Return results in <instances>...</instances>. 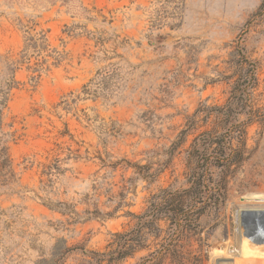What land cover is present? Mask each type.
I'll return each instance as SVG.
<instances>
[{
  "label": "rangeland",
  "instance_id": "1",
  "mask_svg": "<svg viewBox=\"0 0 264 264\" xmlns=\"http://www.w3.org/2000/svg\"><path fill=\"white\" fill-rule=\"evenodd\" d=\"M261 1L0 0V54L26 57L4 110L14 178L0 182V264H86L80 249L106 250L111 233L132 226L125 212H142L160 188L185 187V152L219 123L206 114L227 103L242 74L238 50L257 64L237 118L245 134L233 132L244 160L232 167L224 206L178 237L181 262L168 254L161 264H264L240 256L264 251V17L245 27ZM41 31L48 49L22 52ZM169 157L152 181L127 165L155 172ZM55 158L61 172L42 174ZM63 247L73 249L57 261Z\"/></svg>",
  "mask_w": 264,
  "mask_h": 264
},
{
  "label": "trees",
  "instance_id": "2",
  "mask_svg": "<svg viewBox=\"0 0 264 264\" xmlns=\"http://www.w3.org/2000/svg\"><path fill=\"white\" fill-rule=\"evenodd\" d=\"M263 17L264 0L247 20L245 27H249L254 20L263 19ZM27 41L22 52H25L28 47L33 48L36 52L48 49L46 33L43 31L37 37L27 38ZM238 54L242 74L232 83L227 103L222 107L212 108L206 114L208 117L211 112L216 113L219 123L212 129L196 134L185 152L184 158L188 170L185 187H175L171 184L160 188L148 198L147 205L142 212H125V216L132 219V226L128 230L111 233L112 240L106 250L80 249L86 264H123L141 251H147V253L139 257L140 261L135 264H150L151 262L161 264L168 254L176 259L179 258L178 262L180 263L183 245H179L178 237L185 232H198L203 217L219 211L224 206L227 198L228 179L233 172L232 167L244 160L241 148L233 146V132L241 133V136H244L245 128L242 127V123L239 125L237 118L248 106L250 91L257 84L256 62L247 58L240 50H238ZM25 59L24 54H21V60H10L8 54H0V182L2 184H8L14 178L11 161L4 144L6 138L11 137L13 133L3 132V128L6 126L4 110L7 108L11 90L18 88L20 84L15 73L18 65ZM60 61V57H55L53 64L57 65ZM44 63L43 59L41 64L36 65L41 66ZM37 70L33 69L34 72ZM37 77L33 76L32 78L37 79ZM245 113L248 117L251 116V109ZM192 129V127H188L179 132L177 140L169 148L171 160L174 153H177L179 147L186 142ZM169 159L170 157L155 172H151L148 165L129 162L127 165L134 168V173L139 178L152 181L157 175L156 172L168 165ZM58 162L59 160L55 158L53 163L44 165L42 174H51L53 169L60 173ZM44 205L50 209L58 210L63 215L76 212L70 211V208L61 202H44ZM162 221L167 223L166 229L160 226ZM155 244L157 247L151 251V246ZM63 248L64 250L57 251L56 249L55 251V255L58 257L57 261H60L73 249Z\"/></svg>",
  "mask_w": 264,
  "mask_h": 264
},
{
  "label": "bare ground",
  "instance_id": "3",
  "mask_svg": "<svg viewBox=\"0 0 264 264\" xmlns=\"http://www.w3.org/2000/svg\"><path fill=\"white\" fill-rule=\"evenodd\" d=\"M256 197H259V196H255ZM264 211V210H263ZM245 213V212H244ZM262 234H263V238H264V231H262ZM250 251V250H249ZM249 253V254H247ZM241 254V255H240ZM239 255L242 256V257H247L246 259H251L253 257H257V256H260L262 258H264V251H255V252H243V253H240ZM239 258V257H238ZM256 259V258H255ZM259 261V259H258ZM263 261V260H261ZM247 262V261H246ZM260 263V262H259ZM261 264V263H260Z\"/></svg>",
  "mask_w": 264,
  "mask_h": 264
}]
</instances>
